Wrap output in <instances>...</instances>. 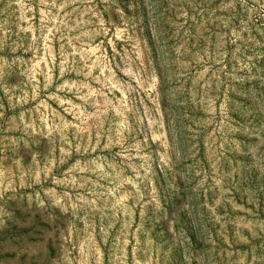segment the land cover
I'll return each mask as SVG.
<instances>
[{
  "label": "rangeland",
  "instance_id": "obj_1",
  "mask_svg": "<svg viewBox=\"0 0 264 264\" xmlns=\"http://www.w3.org/2000/svg\"><path fill=\"white\" fill-rule=\"evenodd\" d=\"M0 264H264V0H0Z\"/></svg>",
  "mask_w": 264,
  "mask_h": 264
}]
</instances>
